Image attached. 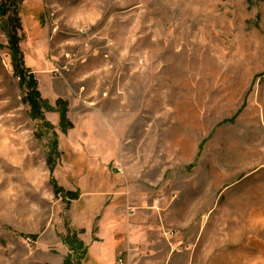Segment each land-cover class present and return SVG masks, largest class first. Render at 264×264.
Here are the masks:
<instances>
[{
    "label": "rangeland",
    "instance_id": "1",
    "mask_svg": "<svg viewBox=\"0 0 264 264\" xmlns=\"http://www.w3.org/2000/svg\"><path fill=\"white\" fill-rule=\"evenodd\" d=\"M19 17L24 68L73 128L31 111L0 19V264H63L68 230L105 264L100 245L151 221L194 264H264V0H24Z\"/></svg>",
    "mask_w": 264,
    "mask_h": 264
},
{
    "label": "trees",
    "instance_id": "2",
    "mask_svg": "<svg viewBox=\"0 0 264 264\" xmlns=\"http://www.w3.org/2000/svg\"><path fill=\"white\" fill-rule=\"evenodd\" d=\"M23 2L24 0H4L0 2V19L2 21L1 27L7 36L8 49L11 53L12 63L14 64L16 73L19 75L22 83L26 84L25 86L28 90L26 101L30 105L31 111L36 115L40 114V108L48 112H56L58 114V127L63 134H66L68 130L73 128L72 123L67 119L66 116V103H63L64 106L55 110L49 106L46 100L41 98L37 89L36 80L32 72L28 68H24L25 66L23 56L19 48V43L23 37L22 34L19 35V33L22 31L19 10ZM25 75L27 76L28 80L25 79ZM55 104L60 106V100H57ZM44 125L50 127V125L45 121ZM52 151L57 158L59 156L57 142L53 143ZM54 162L55 160L51 161V164H49V161L47 162L51 173L54 171ZM50 183L53 186V193L56 194V196L65 198L67 203H71L72 201H77L79 199V193L77 191H64L59 185H57V182L53 176L50 177ZM78 237L79 236L76 232L70 230L67 231L65 243L69 247L71 254H68L64 258L63 264H82L81 261L84 260L87 251L82 241Z\"/></svg>",
    "mask_w": 264,
    "mask_h": 264
},
{
    "label": "crops",
    "instance_id": "3",
    "mask_svg": "<svg viewBox=\"0 0 264 264\" xmlns=\"http://www.w3.org/2000/svg\"><path fill=\"white\" fill-rule=\"evenodd\" d=\"M169 233L165 234L167 240L163 239L160 225L152 221L130 225L126 229L127 240L119 244L110 241L100 245L101 248H98L100 254L97 259L105 264L109 262L106 258V252L109 250L106 251L107 246L110 250L112 249V259L122 248L136 247L137 251L132 255L133 264H194L198 256L196 255L198 254L197 247L194 251L191 250L190 247L193 245L187 242V236L180 231L172 229V233ZM84 247L88 252L89 245ZM215 259L218 260V258Z\"/></svg>",
    "mask_w": 264,
    "mask_h": 264
},
{
    "label": "built area",
    "instance_id": "4",
    "mask_svg": "<svg viewBox=\"0 0 264 264\" xmlns=\"http://www.w3.org/2000/svg\"><path fill=\"white\" fill-rule=\"evenodd\" d=\"M167 232V231H165ZM172 233V232H170ZM137 251V248L136 247H131L130 249H126V256H124L123 258L120 257L117 264H130V261H129V253L131 252H136Z\"/></svg>",
    "mask_w": 264,
    "mask_h": 264
},
{
    "label": "bare ground",
    "instance_id": "5",
    "mask_svg": "<svg viewBox=\"0 0 264 264\" xmlns=\"http://www.w3.org/2000/svg\"><path fill=\"white\" fill-rule=\"evenodd\" d=\"M250 229V228H249ZM252 229V228H251ZM254 230H256V229H254ZM258 230V229H257ZM252 231V230H251ZM250 232V231H249Z\"/></svg>",
    "mask_w": 264,
    "mask_h": 264
}]
</instances>
